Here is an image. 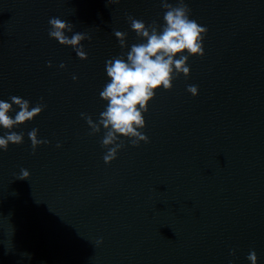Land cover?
Returning <instances> with one entry per match:
<instances>
[{
	"label": "water",
	"instance_id": "obj_1",
	"mask_svg": "<svg viewBox=\"0 0 264 264\" xmlns=\"http://www.w3.org/2000/svg\"><path fill=\"white\" fill-rule=\"evenodd\" d=\"M185 3L208 30L205 54L189 56L190 74L149 102L139 129L148 142L121 137L106 164L105 130L90 135L81 113L98 121L106 61L144 42L127 16L164 25L166 9L160 0H0V100L46 105L0 127V136L23 133L0 150V264H251L252 251L264 264V0ZM53 17L72 24L69 38L91 37L81 42L86 60L49 37ZM114 30L127 33L126 48ZM33 128L49 141L35 152Z\"/></svg>",
	"mask_w": 264,
	"mask_h": 264
},
{
	"label": "clouds",
	"instance_id": "obj_2",
	"mask_svg": "<svg viewBox=\"0 0 264 264\" xmlns=\"http://www.w3.org/2000/svg\"><path fill=\"white\" fill-rule=\"evenodd\" d=\"M160 2L166 9L163 16L164 25L153 21L146 26L142 20L127 16L131 29L144 42L132 44L126 53L106 61V74L110 82L100 92L101 99L106 102V109L100 113L98 121L94 122L91 116L81 113L91 129L90 135L100 133L101 126L105 130L101 146L107 149L103 157L106 164L116 159L118 151L124 147L121 137L128 138L133 146H138L141 141L148 142V137L139 129L145 127L143 113L148 111L149 102L155 97L157 90H171L172 81L181 73L185 77L190 74V68L187 66L189 56L202 57L205 54L203 40L208 30L190 19L191 9L185 0H178L176 6L167 0ZM49 25L50 38L57 40L61 45L73 47L80 59L88 58L81 42L90 40L91 37L77 32L69 38L65 32H72V24L56 17L50 18ZM114 35L121 49L126 48L127 33L114 30ZM177 56L180 58L176 59ZM48 66L51 67V63ZM60 67L64 68L65 65L62 63ZM73 79L77 78L73 76ZM187 91L193 96L198 94L197 86L190 85ZM10 100L11 103L0 100V127L5 130L33 120L46 107L40 103L29 110L28 100L17 96L10 97ZM13 105L19 108L14 118L9 115L14 110ZM38 132L39 129L33 128L28 133L33 152L40 145L49 143L39 139ZM10 143L22 144L23 133L7 131L0 136V150L7 152ZM29 175L26 169H22L20 179H27ZM247 258L251 264H257L255 251L250 252Z\"/></svg>",
	"mask_w": 264,
	"mask_h": 264
}]
</instances>
